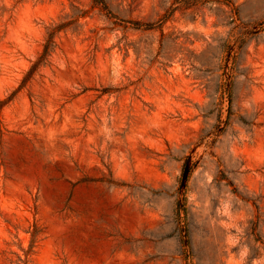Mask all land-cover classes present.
Segmentation results:
<instances>
[{
  "label": "rangeland",
  "instance_id": "obj_1",
  "mask_svg": "<svg viewBox=\"0 0 264 264\" xmlns=\"http://www.w3.org/2000/svg\"><path fill=\"white\" fill-rule=\"evenodd\" d=\"M105 1L0 0V264H264V0Z\"/></svg>",
  "mask_w": 264,
  "mask_h": 264
},
{
  "label": "trees",
  "instance_id": "obj_2",
  "mask_svg": "<svg viewBox=\"0 0 264 264\" xmlns=\"http://www.w3.org/2000/svg\"><path fill=\"white\" fill-rule=\"evenodd\" d=\"M95 5H98L101 7L102 10H106L111 14V11H109L108 4L105 0H93ZM69 26V23L63 22L60 24H52L50 27H48V33L47 38L44 44L43 51L41 55L39 56L38 60L33 64L28 77H31V75L43 64L47 63L49 61V58L53 52V50L56 47V36L61 32L67 29Z\"/></svg>",
  "mask_w": 264,
  "mask_h": 264
}]
</instances>
